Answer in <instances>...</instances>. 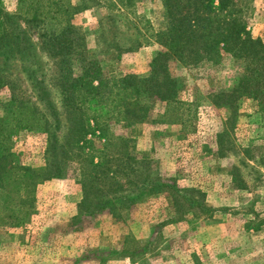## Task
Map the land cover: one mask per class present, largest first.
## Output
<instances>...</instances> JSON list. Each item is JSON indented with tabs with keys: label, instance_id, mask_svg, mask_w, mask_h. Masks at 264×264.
Wrapping results in <instances>:
<instances>
[{
	"label": "rangeland",
	"instance_id": "rangeland-1",
	"mask_svg": "<svg viewBox=\"0 0 264 264\" xmlns=\"http://www.w3.org/2000/svg\"><path fill=\"white\" fill-rule=\"evenodd\" d=\"M1 1L9 33L25 45L9 61L0 54V118L10 119L15 107L35 108L48 127L13 129L12 152L40 178L26 226L0 228V264H264V126L249 100L238 102L232 119L209 101V94L232 83L233 61H168L185 105L156 103L138 125L113 124L120 140L108 154L116 169L109 190L147 174L164 184L163 191L147 192L121 218L106 211L86 216L78 211L74 156L66 148L61 152L70 127L58 89L65 61L49 56L39 36L69 24L101 73L142 76L158 49L150 34L164 32L163 9L159 0H33L44 16L39 22L31 11L18 14L15 0ZM235 7L246 30L264 44V0H237ZM62 157L73 165L57 177L53 165ZM198 201L210 215L193 207Z\"/></svg>",
	"mask_w": 264,
	"mask_h": 264
},
{
	"label": "trees",
	"instance_id": "trees-1",
	"mask_svg": "<svg viewBox=\"0 0 264 264\" xmlns=\"http://www.w3.org/2000/svg\"><path fill=\"white\" fill-rule=\"evenodd\" d=\"M32 1L15 0L20 8L18 14L27 15L31 11L29 15L42 22L44 16L38 15ZM159 2L165 16L164 32L150 34L158 49L142 76L101 73L97 61L76 44L75 30L69 24L39 36L41 46L49 56L61 57L65 61L59 69L58 89L70 127L65 146L60 148L61 152L64 148L69 149L74 156L75 166L71 169L76 174L81 193L80 214L92 216L106 211L112 218H121L134 209L147 192L163 191L162 182L143 173L139 181L126 182L125 186L120 183L109 190L107 183H110L116 169L109 166L108 154L109 146L120 140L111 132L113 124L124 127L138 125L146 118L149 107L156 103H165L171 108L185 105L178 100L182 84L169 72L170 59L179 63L189 59L186 63L217 65L223 57L230 58L235 68L233 81L229 87L209 94V101L232 119L236 117L238 102L249 100L254 103V113L264 126V44L250 35L243 20L236 15L237 0ZM56 15L51 13L52 18ZM6 17L9 16L2 13L0 0V54L9 61L20 55L19 47L25 43L9 33V19ZM145 37L142 39L148 43ZM41 97V101L49 105L45 94ZM23 110L15 107L10 119L0 118V228L4 229L25 227L35 213L34 192L40 173L18 161L11 150L10 139L13 129L45 132L48 125L35 108ZM51 138V146H55L56 139L54 136ZM93 140L101 143L98 148ZM121 157L124 160V156ZM70 162L63 157L54 162L55 175L63 176V171L73 165ZM193 207L201 214H211L210 208L199 201Z\"/></svg>",
	"mask_w": 264,
	"mask_h": 264
}]
</instances>
